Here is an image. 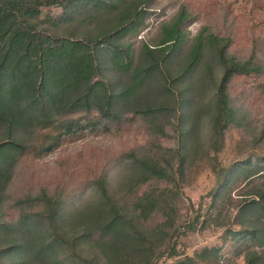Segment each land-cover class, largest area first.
<instances>
[{"label": "trees", "instance_id": "trees-1", "mask_svg": "<svg viewBox=\"0 0 264 264\" xmlns=\"http://www.w3.org/2000/svg\"><path fill=\"white\" fill-rule=\"evenodd\" d=\"M155 2H165L162 10L176 4L178 11L163 25L164 33L156 43L143 44L137 63L134 51L121 46L119 39L144 23L147 8ZM43 4H61L64 14L41 19ZM189 8L186 0H0V264H159L164 257L184 254L177 240L183 232L182 189L188 169L200 161L210 163L217 182L207 208L209 219L200 220L201 202L185 223L187 230L204 229L214 221L225 226V238L232 234L239 242L236 253L244 252V264H264L260 160H253L252 154L226 164L219 159L228 128L242 126L247 111V102L236 99L230 85L237 76L264 77V44L255 39L250 53L239 56L229 50L232 37L211 23H203L190 37L188 29L196 14ZM64 21L76 23L84 34L53 28ZM185 43L189 44L185 62L175 72L169 66V84L164 83L169 105L143 98L145 107L139 109L152 115L169 109V117H146L163 134L165 124L175 125L176 118L183 122L186 101L197 110L194 120L198 121L199 110L209 112L212 130L207 150L191 154L187 131L178 122L177 146L158 143L126 151L112 161L115 172L95 174L74 195L42 188L11 200L15 168L28 148L27 132L51 123L70 129L75 117H68L81 111L86 117L96 113L97 123L119 121L123 109L118 105L123 107L140 88L149 86L154 70L163 71L168 57L170 64ZM107 45L110 68L132 70L130 82L119 90L104 75L101 52ZM211 82L213 104L198 106L197 97ZM53 146L50 143L46 150ZM239 180L246 184L234 202L232 191ZM8 200L17 207L16 216L2 210ZM228 201L236 206L234 214L226 210ZM220 250L218 245H205L176 258L174 264H226Z\"/></svg>", "mask_w": 264, "mask_h": 264}, {"label": "rangeland", "instance_id": "rangeland-1", "mask_svg": "<svg viewBox=\"0 0 264 264\" xmlns=\"http://www.w3.org/2000/svg\"><path fill=\"white\" fill-rule=\"evenodd\" d=\"M164 3L152 4L147 8L149 10H147L148 14L144 23L133 33H128L119 39L121 46L134 51L133 57L136 58L137 63L142 58L140 53L144 51L143 44L145 42L156 43L164 33L163 25L169 23L178 11L176 4L175 8L170 5L166 10H162ZM186 3L189 4V10L196 14V18L192 20L188 29L190 37L197 33L203 23H211L214 27H221L226 31L224 33L232 37L229 50L239 56H246L250 53L255 39L264 44V0H186ZM145 5L143 4L142 7ZM41 10V19L52 16L58 18L64 14L61 4H43ZM75 24L71 21H64L59 27L54 26L53 28L64 33L83 35L84 32L76 29ZM107 48L109 49V45L105 46L101 52L105 62L104 75L113 82L114 88L119 90L130 82L132 70L118 72L119 69L116 71L110 68L108 56L106 57V53L109 54ZM188 49L189 44H183L170 64L168 57L163 71L154 70L149 86L140 88L139 94H133L123 107L118 105L121 111L123 109V112L120 111L122 119L119 121L97 123L94 118L96 113L86 117L81 111L68 117H75L72 119L70 129H66L65 124L56 126L55 123H51L27 132L25 141L28 143V148L19 156L15 168L9 190L11 200H14L18 194L21 196L25 192L31 190L37 192L42 188L62 189L66 195H74L83 190L95 174L109 169L115 172V168H112V161L126 151L137 148L142 150L143 146L149 147L158 143L168 147L177 146L180 138V124L187 131V139H190L191 154L199 155L200 150H207L212 130L209 112L199 110L200 117L198 121L194 120L197 110L192 109L188 104L189 101H186L183 104V122L176 118L175 125L178 127L169 123L165 124L166 133L163 134L158 131L157 125L146 117H169V109L154 111V115L139 109L145 107L146 101L143 98H149L158 104L169 105V92L164 84L165 81L169 84V66L172 72L178 71L185 62ZM215 68L218 69L216 64ZM214 79H219V72L215 74ZM206 80L208 82V79ZM207 85L205 93L197 97L198 106L213 104L215 85L213 82ZM230 91L236 99L247 102L245 103L247 111L246 117L240 121L242 126L233 124L228 128L225 146L220 152L219 159L222 164H226L252 154L253 160H260L264 173V135L261 136L264 126V77L237 76L230 85ZM176 93L178 94V91ZM183 95H187V92L183 91ZM177 98L180 99L179 94ZM68 118L66 121H70ZM178 122L181 123L178 124ZM193 122L194 128L189 129ZM50 143L54 146L46 150ZM258 154L263 158L259 159ZM188 170L190 171L184 181L183 200L180 204L179 223L183 232L177 239L178 247L185 253L193 254L195 250L205 245H218L221 247V260L224 263L244 264V252L236 253V246L239 242L232 237V234L224 237L225 226L208 221L204 229L187 230L185 223L190 220V216L194 214V210L201 202L204 215L200 220L205 217L209 219L207 208L212 202V189L217 182V175L207 161L193 164ZM245 184L246 181L241 182L240 180L234 184L232 191L234 202L241 195ZM234 202L228 201V208H226L233 214L236 211ZM7 204L2 206V210L6 209L8 215L16 216L18 209L15 204L9 200ZM155 219H160V217H155ZM231 224L233 227H238L237 223ZM178 257H164L159 264H174Z\"/></svg>", "mask_w": 264, "mask_h": 264}]
</instances>
